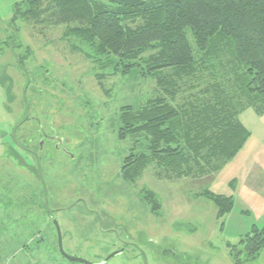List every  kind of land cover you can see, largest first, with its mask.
I'll return each instance as SVG.
<instances>
[{
  "label": "rangeland",
  "instance_id": "obj_1",
  "mask_svg": "<svg viewBox=\"0 0 264 264\" xmlns=\"http://www.w3.org/2000/svg\"><path fill=\"white\" fill-rule=\"evenodd\" d=\"M25 1L0 0V264H83L63 256L55 222L64 252L90 264L118 252L107 264H235L232 248L264 228V114H242L251 137L220 169L178 179L152 163L126 181V159L150 143L121 141L120 117L159 97L157 80L88 60L63 36L74 27H53L48 15L33 18L41 28L11 26ZM25 145L35 157L20 154ZM211 192L234 197L221 220Z\"/></svg>",
  "mask_w": 264,
  "mask_h": 264
},
{
  "label": "trees",
  "instance_id": "obj_2",
  "mask_svg": "<svg viewBox=\"0 0 264 264\" xmlns=\"http://www.w3.org/2000/svg\"><path fill=\"white\" fill-rule=\"evenodd\" d=\"M44 1L42 11L43 0L18 3L11 26L41 28L33 18L48 15L53 27H74L63 36L79 40L83 47L76 49L88 60H105L122 76L157 80L159 97L139 111L123 108L120 117L121 141L150 143L148 154L126 159V181L152 163L178 179L214 162L220 169L243 149L251 133L240 115L264 114V0ZM15 45L21 48L19 40ZM192 76L194 93L181 99ZM208 200L218 220L235 203L213 192ZM263 249L264 228L253 226L231 255L235 264L250 263Z\"/></svg>",
  "mask_w": 264,
  "mask_h": 264
},
{
  "label": "flooded vegetation",
  "instance_id": "obj_3",
  "mask_svg": "<svg viewBox=\"0 0 264 264\" xmlns=\"http://www.w3.org/2000/svg\"><path fill=\"white\" fill-rule=\"evenodd\" d=\"M39 124V123H38ZM43 135H44V138H46V139H50L51 141H53V142H55L56 143V145L57 146H55V148L57 149V150H63V148L60 146V145H62L63 144V142H62V140H60V139H58V138H56V136L55 137H48L47 135H45L44 134V132H43ZM17 145H19V143L17 142L16 143ZM43 145H44V142L43 143H41V144H39V146H40V151H42V148H43ZM27 146H32V143L31 142H28L27 143ZM19 147H20V145H19ZM21 149V151H20V154H30V155H28V156H30V157H32V156H36L35 155V153L32 151V150H30L29 148H26V145H25V148L23 147H21L20 148ZM19 149V150H20ZM64 151V150H63ZM66 153H70L68 150H66L65 151Z\"/></svg>",
  "mask_w": 264,
  "mask_h": 264
},
{
  "label": "water",
  "instance_id": "obj_4",
  "mask_svg": "<svg viewBox=\"0 0 264 264\" xmlns=\"http://www.w3.org/2000/svg\"><path fill=\"white\" fill-rule=\"evenodd\" d=\"M55 226H56V229H57V232H58V235H59V246H60V251L61 253L63 254V256L67 259H69L70 261H73V262H78V263H83V264H90L82 259H79V258H76V257H70L68 256L64 250H63V246H62V239H61V233H60V228H59V225L57 224V222H55ZM122 252H118V253H114L112 254L108 259L105 260V262H103L102 264H107L112 258L120 255Z\"/></svg>",
  "mask_w": 264,
  "mask_h": 264
},
{
  "label": "crops",
  "instance_id": "obj_5",
  "mask_svg": "<svg viewBox=\"0 0 264 264\" xmlns=\"http://www.w3.org/2000/svg\"><path fill=\"white\" fill-rule=\"evenodd\" d=\"M245 112H246V111H245ZM242 114H243V113H242ZM242 114L240 115L239 120H240L241 124H242V125L248 130V131H250L249 128H248L246 125H244L243 122H242V120H241V119H242ZM257 115H258V114H257ZM250 133H251V131H250ZM247 142H248V141H247ZM247 142H246V143H247ZM246 143H245V145H246ZM245 145H244V146H245ZM242 150H243V149H242ZM242 150H241V151H242ZM241 151H240V152H241ZM240 152H239V153H240ZM239 153H238V154H239ZM237 156H238V155H237ZM237 156H236V157H237ZM236 157H235L234 159H232L230 162H232L233 160H235ZM230 162H228V163H230ZM228 163H227V164H228ZM231 197H233V196H231ZM233 198H234V197H233ZM249 213L252 215V208H250ZM255 226H257V225H255ZM253 263H254V264H264V249L260 252V254L258 255V258H257Z\"/></svg>",
  "mask_w": 264,
  "mask_h": 264
}]
</instances>
